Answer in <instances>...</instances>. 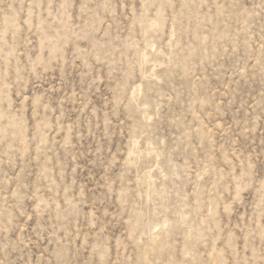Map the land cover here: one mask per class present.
<instances>
[{
  "label": "rangeland",
  "instance_id": "1",
  "mask_svg": "<svg viewBox=\"0 0 264 264\" xmlns=\"http://www.w3.org/2000/svg\"><path fill=\"white\" fill-rule=\"evenodd\" d=\"M0 264H264V0H0Z\"/></svg>",
  "mask_w": 264,
  "mask_h": 264
}]
</instances>
